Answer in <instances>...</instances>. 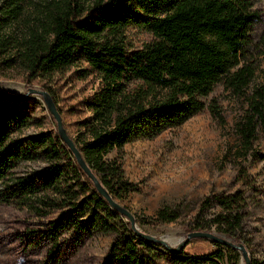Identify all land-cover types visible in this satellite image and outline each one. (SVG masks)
I'll return each instance as SVG.
<instances>
[{
  "label": "trees",
  "instance_id": "obj_1",
  "mask_svg": "<svg viewBox=\"0 0 264 264\" xmlns=\"http://www.w3.org/2000/svg\"><path fill=\"white\" fill-rule=\"evenodd\" d=\"M16 1L7 0L0 13V77L18 72L25 87L39 82L55 102L44 82L78 62L88 65L99 85L83 102L88 116L76 123V136H69L115 202L136 191L121 166L125 145L136 136L152 137L182 125L206 108L203 99L217 85L242 100L243 111L234 124L232 158L237 180L254 191L246 163L264 159L256 149L264 135V81L251 87L254 70L246 64L251 32L260 21L253 0H92L86 6L80 0H51L38 10L34 26L23 37L13 38L2 31L22 20L24 11ZM131 2L167 8L164 16L148 22L151 40L136 50H127L123 44L124 30L133 18ZM131 82L135 86L128 88ZM33 107L23 97L0 95V202L36 217L56 216L25 234L31 245H44L48 263L65 264L71 250L81 249L100 233L112 236L106 262L237 264L238 258L231 255L234 249L209 240L213 251L203 247L186 250L187 243L171 252L135 234L130 222L99 194L56 129L20 136L39 125L31 113ZM207 108L222 122L215 101ZM34 162L45 167L16 174L21 164ZM213 205L218 211L210 223L195 221L187 231L208 232L213 226L218 234L239 244L245 199L236 192L215 196ZM177 218L167 209L155 216L161 223Z\"/></svg>",
  "mask_w": 264,
  "mask_h": 264
},
{
  "label": "rangeland",
  "instance_id": "obj_2",
  "mask_svg": "<svg viewBox=\"0 0 264 264\" xmlns=\"http://www.w3.org/2000/svg\"><path fill=\"white\" fill-rule=\"evenodd\" d=\"M48 1L51 0H17L16 3L21 4L19 6L24 11L22 20L2 32L13 38L23 37L34 26L42 4ZM80 1L85 6L92 2ZM7 3V0H0V13ZM253 10L258 13L260 21L251 32V49L246 62L254 70L251 87L264 81V0H253ZM130 11L133 18L124 30L123 44L127 50H136L151 40L148 22L164 16L167 8L158 10L151 5L131 2ZM9 76L0 77V91L12 96H22L28 89L46 92L39 82H34L31 88L25 87L18 72ZM44 84L54 94V104L67 133L75 137L76 123L88 116L83 102L97 89L98 76L86 63L78 62L67 72L50 76ZM134 86L135 83L128 84V88ZM25 100L34 105L31 113L39 125L24 130L20 136L38 135L56 129L41 96L33 95ZM212 100L218 106L222 122L215 119L207 108ZM203 101L206 108L182 125L166 128L152 137L136 136L125 145L121 166L125 178L136 191L118 203L132 213L139 232L175 248L185 240L190 233L188 227L195 221L205 225L210 223L218 211L213 205L215 196L239 192L246 202L239 244L247 252L250 264H264V159L257 158L246 163L249 184L254 188L251 191L249 185L237 180V169L232 158L236 146L234 124L242 114V100L225 91L222 85H217ZM256 149L264 154V135L257 142ZM114 155L112 153L107 158L111 159ZM44 167L41 162L23 163L16 174L22 176ZM164 209L177 214V220L171 223L156 221L157 212ZM55 218L51 214L36 217L26 209L0 202V264H50L45 257L44 245H31L27 239L30 236L25 234L38 230ZM208 232L228 240L218 234L213 226ZM111 241V235L95 233L81 249L70 251L65 264H115L106 262ZM200 247L208 251L215 249L203 239L189 240L185 249ZM231 255L238 258L237 264H245L241 252L234 250ZM156 263L169 264L164 260Z\"/></svg>",
  "mask_w": 264,
  "mask_h": 264
},
{
  "label": "water",
  "instance_id": "obj_3",
  "mask_svg": "<svg viewBox=\"0 0 264 264\" xmlns=\"http://www.w3.org/2000/svg\"><path fill=\"white\" fill-rule=\"evenodd\" d=\"M0 95L2 96H8V97H30V96H41L44 100L45 103V107L48 111V113L50 114V116L52 117L55 125H56V132L58 137L60 138V140L66 145V147L68 148V150L72 153V155L74 156V158L76 159L78 165L80 166V168L85 172V174L92 180L95 188L97 189V191L99 192V194H101L104 199L107 201V203L109 204V206L111 208H113L117 213H119L121 216L125 217L127 221L130 222L131 225V229L135 232V234H137L139 237L144 238L150 242H154L158 245H161L163 247H165L168 251L171 252H177L180 249L184 248L186 246V244L189 242V240L192 239H203V240H209L218 244H221L223 246H227L231 249L237 250L239 252H241L242 254V258L245 262V264H250L249 263V258L247 255V252L245 251L243 245L241 244H234L233 242H231L230 240H226L224 238L218 237L217 235L210 233V232H203V231H196V232H191L188 233L186 235L185 240L179 244L177 247L172 248L170 246H168L164 241L153 238L149 235L143 234L141 232H139L136 228L135 225V220L134 217L132 215V213L127 210L126 208H124L123 206H121L120 204H118L117 202H115L108 194L107 192L101 187V185L99 184L98 180L95 178V176L91 173V171L88 169V167L86 166V164L84 163L80 153L78 152L77 148L75 147L73 140L71 139V137L69 136V134L67 133L62 120H61V116L58 113L56 106L52 100V98L50 97V95L44 91L41 90H35V89H28L26 94L22 95V96H12L9 94H6L5 92L0 91Z\"/></svg>",
  "mask_w": 264,
  "mask_h": 264
}]
</instances>
